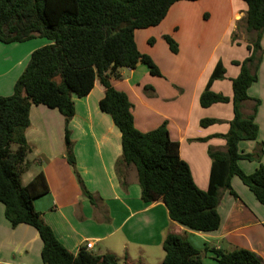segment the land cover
<instances>
[{
    "label": "crops",
    "instance_id": "crops-1",
    "mask_svg": "<svg viewBox=\"0 0 264 264\" xmlns=\"http://www.w3.org/2000/svg\"><path fill=\"white\" fill-rule=\"evenodd\" d=\"M245 13L246 5L239 0L176 1L159 24L134 32L139 51L152 58L161 75H151L147 66L138 62L134 68L121 67L119 78L111 79L112 86L128 96L138 130L147 132L166 123L170 139L178 142L179 155L202 190L209 183V152L226 149L225 133L233 110L231 102L203 107L198 98L207 87L231 96V79L239 72V66L232 61L249 54L247 40L232 37L236 21ZM165 34L176 41V53L170 51ZM49 42L44 37L0 41V95L12 93L31 52ZM260 46L264 51V29ZM236 48L240 53L233 52ZM218 62L224 68L223 77L210 80ZM256 74L247 93L259 100L254 115L257 136L240 140L238 147L242 153H254L262 144V154L259 160L238 159L246 173L264 162V52ZM103 95L104 87L98 81L87 95H73L75 110L68 128L74 166L65 158L61 113L43 104H32L29 109L25 137L31 150L25 157L29 166L21 174V183L25 185L43 172L48 191L36 197L33 205L63 246L75 254L80 245L91 240L90 251L113 253L119 264H160L165 235L177 233L184 234L200 252L201 264H217L211 248H246L258 254L264 264V205L238 176L230 179L237 196L222 190L217 206L220 225L208 232L191 230L171 220L161 200L143 202L133 164H120L119 177L116 166L121 156V133L110 115L99 108ZM253 106L254 100L243 101L242 114H250ZM202 119L215 122L203 125ZM75 173L94 203L81 192ZM41 248L37 230L25 223L13 227L0 202V264H44Z\"/></svg>",
    "mask_w": 264,
    "mask_h": 264
},
{
    "label": "trees",
    "instance_id": "trees-1",
    "mask_svg": "<svg viewBox=\"0 0 264 264\" xmlns=\"http://www.w3.org/2000/svg\"><path fill=\"white\" fill-rule=\"evenodd\" d=\"M176 1L179 0H0L1 42H22L35 37L50 41L31 52L12 93L0 95V202L13 227L25 223L37 230L44 264H119L113 253L97 254L80 245L74 254L57 239L33 205L36 197L48 191L42 171L27 184L21 183L25 157L31 150L25 137L30 106L43 104L61 113L65 158L74 166L68 128L75 110L73 95H87L95 81L104 87L99 108L110 115L121 133L116 172L120 177V164L135 166L143 202L161 200L171 220L191 230L214 231L220 225L217 206L222 190L237 196L230 184L231 177L236 175L264 205V162L251 173L244 172L237 163L240 158L259 160L262 154V144H258L254 153H242L238 143L257 136L254 115L259 100L251 98L247 89L257 79L256 71L264 52L260 46L264 0H242L246 5L244 22L250 36L249 54L240 61H232L239 66V72L231 79V96L207 87L198 98L203 107L231 102L233 110L225 133V151L209 152L212 165L206 190L196 186L188 164L179 155L178 142L168 135L166 123L147 132L138 130L128 96L111 84L112 78H119L121 67L134 68L138 62L145 64L151 75H161L152 58L139 51L134 32L159 24ZM163 38L170 51L176 53V41L167 34ZM223 73L224 68L218 62L210 80L223 77ZM248 99L254 100V106L250 114L243 115L241 103ZM213 122L214 119L201 120L203 125ZM75 175L83 195L94 203L82 179ZM162 249L164 257L160 264L202 262L200 252L184 234L167 233ZM210 250L217 264H263L258 254L246 248Z\"/></svg>",
    "mask_w": 264,
    "mask_h": 264
},
{
    "label": "rangeland",
    "instance_id": "rangeland-1",
    "mask_svg": "<svg viewBox=\"0 0 264 264\" xmlns=\"http://www.w3.org/2000/svg\"><path fill=\"white\" fill-rule=\"evenodd\" d=\"M239 1H241L242 3H244L242 0H239ZM201 16L204 18V16L206 17V14L205 13H202ZM232 37H233L234 40H237V39L238 40L239 39H246L247 42L249 41L250 36H249V33L246 31V28H245L244 17H242L241 19H239V20L236 21V28H235V30L232 33ZM235 51L238 52V53H240V50L239 49L237 50V48L233 52H235ZM13 147L15 148L16 145H13ZM27 165H28V163L25 164L26 167H27ZM33 165L34 166H37V164H33ZM95 250H97V248H95Z\"/></svg>",
    "mask_w": 264,
    "mask_h": 264
},
{
    "label": "built area",
    "instance_id": "built-area-1",
    "mask_svg": "<svg viewBox=\"0 0 264 264\" xmlns=\"http://www.w3.org/2000/svg\"><path fill=\"white\" fill-rule=\"evenodd\" d=\"M84 245L87 250H90L93 247V242L91 240H88Z\"/></svg>",
    "mask_w": 264,
    "mask_h": 264
}]
</instances>
